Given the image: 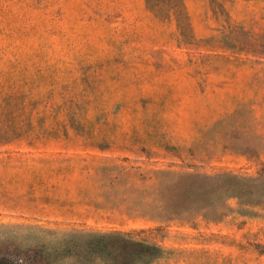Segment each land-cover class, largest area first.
<instances>
[{"label":"rangeland","instance_id":"rangeland-1","mask_svg":"<svg viewBox=\"0 0 264 264\" xmlns=\"http://www.w3.org/2000/svg\"><path fill=\"white\" fill-rule=\"evenodd\" d=\"M0 264H264V0H0Z\"/></svg>","mask_w":264,"mask_h":264},{"label":"trees","instance_id":"trees-1","mask_svg":"<svg viewBox=\"0 0 264 264\" xmlns=\"http://www.w3.org/2000/svg\"><path fill=\"white\" fill-rule=\"evenodd\" d=\"M126 244L129 245L131 248H134L136 250L135 253L133 254V256H135L136 259H138L140 262H143V259L146 256V254H148L149 250L152 249L149 246L140 245L138 243L131 242V241H128ZM122 255L123 254L116 253V258L119 257L121 259L123 257Z\"/></svg>","mask_w":264,"mask_h":264}]
</instances>
